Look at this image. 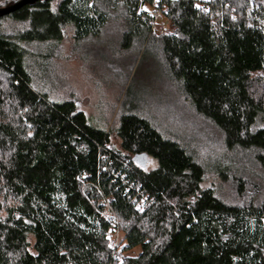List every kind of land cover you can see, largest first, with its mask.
Listing matches in <instances>:
<instances>
[{"label": "trees", "instance_id": "1", "mask_svg": "<svg viewBox=\"0 0 264 264\" xmlns=\"http://www.w3.org/2000/svg\"><path fill=\"white\" fill-rule=\"evenodd\" d=\"M20 1L0 0V10ZM120 21L126 43L151 50L222 134L216 159L143 114L123 116L115 142L75 97L36 88L28 47L51 50L38 56L47 74L69 28L82 42ZM108 201L121 259L102 216ZM0 264H264V0H39L0 18Z\"/></svg>", "mask_w": 264, "mask_h": 264}, {"label": "rangeland", "instance_id": "2", "mask_svg": "<svg viewBox=\"0 0 264 264\" xmlns=\"http://www.w3.org/2000/svg\"><path fill=\"white\" fill-rule=\"evenodd\" d=\"M124 25L122 21L112 22L101 36L82 42L75 41L69 28L70 38L59 43L60 49L52 53L51 61L45 65L47 74H43L38 56L51 55V50L28 47L29 62L34 65L38 60L35 68H31L36 88L59 101L75 97L88 124L106 130L115 142L121 118L143 114L166 134L165 138L177 137L176 142L186 145L183 141H190L192 146L204 143L216 159L224 145L222 134L183 101L179 86L151 50L141 47L139 42L126 43ZM4 26L8 32L19 28V25ZM148 166L156 167V162L148 160ZM212 184L226 201L237 200L230 185L218 180Z\"/></svg>", "mask_w": 264, "mask_h": 264}, {"label": "built area", "instance_id": "3", "mask_svg": "<svg viewBox=\"0 0 264 264\" xmlns=\"http://www.w3.org/2000/svg\"><path fill=\"white\" fill-rule=\"evenodd\" d=\"M152 16L154 20L153 30L158 34H162L166 25L164 15L160 11H154ZM102 216L106 220V222L113 228V234L110 238L109 245L114 250L115 258L121 259L123 257V254L120 252L123 234L119 230V220L109 201L104 208Z\"/></svg>", "mask_w": 264, "mask_h": 264}, {"label": "water", "instance_id": "4", "mask_svg": "<svg viewBox=\"0 0 264 264\" xmlns=\"http://www.w3.org/2000/svg\"><path fill=\"white\" fill-rule=\"evenodd\" d=\"M39 0H22L20 1L19 3L11 6V7H8V8H5V9H1L0 10V18H3V17H6V16H9L10 14H13L14 12L20 10L21 8L27 6V5H30V4H33L35 2H37ZM135 160L138 161L139 165L143 168H145L147 166V163H148V159L147 158H144V157H138V158H135Z\"/></svg>", "mask_w": 264, "mask_h": 264}]
</instances>
